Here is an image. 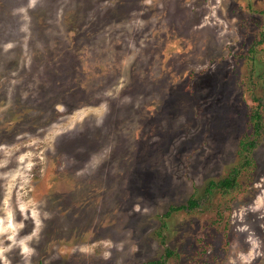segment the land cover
<instances>
[{
    "label": "rangeland",
    "instance_id": "obj_1",
    "mask_svg": "<svg viewBox=\"0 0 264 264\" xmlns=\"http://www.w3.org/2000/svg\"><path fill=\"white\" fill-rule=\"evenodd\" d=\"M0 264H264V0H0Z\"/></svg>",
    "mask_w": 264,
    "mask_h": 264
},
{
    "label": "trees",
    "instance_id": "obj_2",
    "mask_svg": "<svg viewBox=\"0 0 264 264\" xmlns=\"http://www.w3.org/2000/svg\"><path fill=\"white\" fill-rule=\"evenodd\" d=\"M254 118L256 119V122L254 123V128H256V132L258 133L259 130H260V115L259 114H255L254 115ZM242 145L244 146V148H247L246 144L244 145L242 143ZM255 146L254 143H249V147L250 148H253ZM238 170H235L234 174L232 175L233 179L229 178V179H225L219 183H215V182H211L210 183V187L211 188H214V187H218V188H223V189H228L230 187H232L234 185V181H235V178L237 177L238 175ZM198 202L195 201L194 199H191L188 203V205L186 206H181V207H172L169 212L166 214L167 216H169L172 212L176 211V210H179V209H185V210H191L193 208H195L197 206ZM171 252H168L167 250V256L170 255Z\"/></svg>",
    "mask_w": 264,
    "mask_h": 264
}]
</instances>
